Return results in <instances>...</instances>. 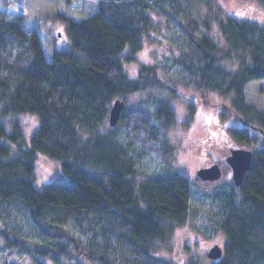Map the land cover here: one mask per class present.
Instances as JSON below:
<instances>
[{
  "label": "trees",
  "instance_id": "1",
  "mask_svg": "<svg viewBox=\"0 0 264 264\" xmlns=\"http://www.w3.org/2000/svg\"><path fill=\"white\" fill-rule=\"evenodd\" d=\"M169 1L170 9L164 0H57L56 17L67 23L70 44L49 59L38 32L10 21V0H0V218L26 217L48 241L33 245L4 223L0 246L55 263L61 255H79L78 264L87 254L98 264L115 263L113 256L119 262L131 257L135 264H171L155 250L187 222L194 186L176 172L138 183L135 159L120 135L100 130L120 99L114 98L143 89L156 74V65H145L140 79L130 78L125 63L144 38L161 41L152 10L171 17L186 13L180 53L187 51L191 62L181 56L177 62L191 70L190 83L230 96L235 114L251 127H264V26L218 14L216 36L197 35L202 26L211 27L195 13L207 0ZM226 60L236 67H224ZM165 110L157 112L168 115ZM25 113L39 119L30 140L23 133ZM231 135L239 143L256 139L247 125ZM40 153L61 166L60 177L43 186L35 178ZM212 201L226 241L222 257L207 264H264V144L254 151L242 184L220 187ZM71 222L86 241L65 227Z\"/></svg>",
  "mask_w": 264,
  "mask_h": 264
},
{
  "label": "rangeland",
  "instance_id": "2",
  "mask_svg": "<svg viewBox=\"0 0 264 264\" xmlns=\"http://www.w3.org/2000/svg\"><path fill=\"white\" fill-rule=\"evenodd\" d=\"M164 1L167 9H170L171 2ZM178 6L183 10L182 1L178 2ZM196 8L199 19H206L211 25L207 29L202 23L197 35L207 33L216 36L215 16L218 14L251 20L264 26V5L257 0H207L198 3ZM56 9L57 0H10L9 4L8 19L21 23L28 32L37 31L49 59H52L55 50L67 49L70 44L67 23L56 17ZM185 14L179 17L172 13L171 17L152 10L153 24L160 29L161 41L144 38L135 58L125 63V68L129 77L134 79H140V71L145 65H156V74L149 77L151 84L143 89L117 95L114 100L120 98L125 102L120 120L112 126L108 114L100 130H112L120 135L121 142L135 159L138 183L147 177L165 175L167 172H176L191 180L194 186L192 212L187 222L176 226L167 242L157 247L155 254L171 264H190L191 260L207 264L212 260L208 257L210 249L215 244L224 246L226 241V235L217 221L219 213H216L212 194L220 187L234 184L227 156L233 148L255 151L263 145L264 127H251L235 114L230 96L207 88L203 91L190 83L191 70L184 63L177 62L179 56L191 62V59L185 58L187 51L180 53V46L185 48L187 39L182 26L189 18ZM222 64L228 69L236 67L234 60H226ZM157 80L162 83H154ZM160 107H165V111L171 113L168 124L165 116L169 114L159 115L157 110ZM21 122L24 136L30 140L39 126V119L25 113L21 116ZM243 125L250 127L252 135L256 136L254 141L239 143L232 138L231 130ZM213 163L221 166L222 177L215 181L202 180L198 170ZM60 175V162L40 153L35 169L37 184L43 186ZM4 223L8 224V230L19 231L33 245L39 243L40 247L47 246L48 241L44 242L28 218H0V225ZM73 224H65V227L86 241L88 237ZM36 255L46 264H74L79 257L61 255L55 263L39 253L0 246V264H38ZM114 257L111 258L115 261L113 264H135L131 257L121 258L120 262ZM97 260L86 254L77 263L98 264Z\"/></svg>",
  "mask_w": 264,
  "mask_h": 264
},
{
  "label": "water",
  "instance_id": "3",
  "mask_svg": "<svg viewBox=\"0 0 264 264\" xmlns=\"http://www.w3.org/2000/svg\"><path fill=\"white\" fill-rule=\"evenodd\" d=\"M125 108V102L122 99L114 101L110 114L109 122L112 126L118 124L122 111ZM254 152L251 149L243 147L233 148L227 157V162L232 169V176L236 185H241L246 173L252 165ZM198 175L202 180L215 181L222 177V169L218 163L211 166L202 167L198 170ZM223 255V248L219 244H215L209 251L208 256L212 259H219Z\"/></svg>",
  "mask_w": 264,
  "mask_h": 264
},
{
  "label": "flooded vegetation",
  "instance_id": "4",
  "mask_svg": "<svg viewBox=\"0 0 264 264\" xmlns=\"http://www.w3.org/2000/svg\"><path fill=\"white\" fill-rule=\"evenodd\" d=\"M231 150H232V149H231ZM229 155H230V154H229ZM229 155H228V156H229ZM228 156H227V157H228ZM213 164H215V163H213ZM213 164H212V165H213ZM209 166H211V165H209ZM205 167H207V166H205Z\"/></svg>",
  "mask_w": 264,
  "mask_h": 264
}]
</instances>
